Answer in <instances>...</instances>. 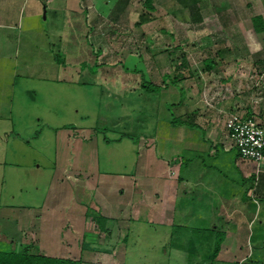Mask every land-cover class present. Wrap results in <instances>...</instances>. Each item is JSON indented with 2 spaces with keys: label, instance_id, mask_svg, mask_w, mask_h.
<instances>
[{
  "label": "rangeland",
  "instance_id": "rangeland-1",
  "mask_svg": "<svg viewBox=\"0 0 264 264\" xmlns=\"http://www.w3.org/2000/svg\"><path fill=\"white\" fill-rule=\"evenodd\" d=\"M260 1L153 0L150 10L145 0H110V12L102 9L103 21L94 26L87 21L89 10L73 8L79 0L67 1V8L27 0L18 25L28 51L5 58L6 63L0 57V248L19 249L27 234L28 207L58 192L59 163L66 160L64 152L78 147L69 144L65 127L73 129L72 135L75 127L93 129L97 159L123 163L128 154L110 139L142 128L134 122L141 116L150 125L172 115L203 125V116L217 117L220 105L245 113L256 100V109L264 111V32H255L252 21L264 11ZM145 11L155 17L139 25ZM96 26L102 32L108 26L114 38L110 46L127 43L131 52L110 50L104 59L120 60L102 62L89 37ZM208 58L215 62L211 68ZM217 96L224 101L215 102ZM199 129L197 135L203 136ZM84 151L90 154L89 148ZM252 199L246 212L256 211L254 227L264 231V199ZM165 250L159 251V264H170ZM153 251L130 248L126 263L139 264L142 252ZM251 257L254 264H264V250Z\"/></svg>",
  "mask_w": 264,
  "mask_h": 264
},
{
  "label": "crops",
  "instance_id": "crops-1",
  "mask_svg": "<svg viewBox=\"0 0 264 264\" xmlns=\"http://www.w3.org/2000/svg\"><path fill=\"white\" fill-rule=\"evenodd\" d=\"M26 1L0 0V27L6 29L0 33L4 63L5 58L28 51L18 25ZM67 1L44 0V6L67 8ZM83 7L90 11L89 24L99 26L103 15L110 12V0L73 4V8ZM108 26L106 32L96 26L89 37L98 58L115 64L120 59H104L110 58V50L125 54L131 47L127 43L110 46L114 38ZM221 100L217 96L215 102ZM257 105L254 100L245 113L264 123V111L256 109ZM231 110L220 105L217 117L212 118V113L203 116V125L174 115L150 125L141 116L134 122L142 123V128L110 139V145L114 143L128 154L123 163L97 159L93 129L75 127L72 135L73 129L65 127L69 144L77 142L78 147L74 153L63 154L67 157L58 166L62 177L58 192L47 195L41 205L28 207L27 234L19 249L30 246L33 252L78 259L82 264H127L130 248H149L154 251L142 252L139 264H159V251L166 247L164 259L170 264H254V257H248L264 250V231L254 227L257 213L246 212V202L264 199V171H258L256 164L248 166L246 160L254 161L229 147L226 120ZM199 128L203 136L197 135ZM88 148L87 155L84 150ZM114 233L119 237L116 240Z\"/></svg>",
  "mask_w": 264,
  "mask_h": 264
},
{
  "label": "built area",
  "instance_id": "built-area-1",
  "mask_svg": "<svg viewBox=\"0 0 264 264\" xmlns=\"http://www.w3.org/2000/svg\"><path fill=\"white\" fill-rule=\"evenodd\" d=\"M226 128L229 147L256 162L258 171H264V123L255 115L235 111L228 116Z\"/></svg>",
  "mask_w": 264,
  "mask_h": 264
},
{
  "label": "trees",
  "instance_id": "trees-1",
  "mask_svg": "<svg viewBox=\"0 0 264 264\" xmlns=\"http://www.w3.org/2000/svg\"><path fill=\"white\" fill-rule=\"evenodd\" d=\"M145 3L150 10L155 8L153 0H145ZM153 17L155 16L151 13L146 11L142 12L139 16L138 23H146L152 20ZM252 21L254 29L257 32H264V16L262 14L253 15ZM206 65L208 68L213 67L215 65L213 58H208ZM0 264H82V262L78 259L33 252L30 246H24L22 249L0 248Z\"/></svg>",
  "mask_w": 264,
  "mask_h": 264
}]
</instances>
